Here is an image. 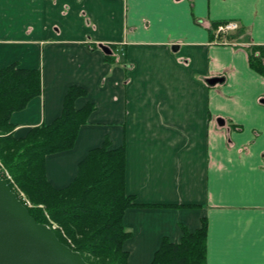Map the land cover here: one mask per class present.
I'll return each instance as SVG.
<instances>
[{"label": "crops", "instance_id": "0c3cea01", "mask_svg": "<svg viewBox=\"0 0 264 264\" xmlns=\"http://www.w3.org/2000/svg\"><path fill=\"white\" fill-rule=\"evenodd\" d=\"M227 22L240 30L216 44ZM252 55L263 60L264 0H0V69L41 71L14 135L58 119L70 87L88 93L77 110L95 105L75 147L47 157L50 184L69 187L109 141L126 149L127 195L154 206L125 213L128 264H152L164 239L179 244L204 220L207 264H264V75Z\"/></svg>", "mask_w": 264, "mask_h": 264}, {"label": "trees", "instance_id": "16d2710c", "mask_svg": "<svg viewBox=\"0 0 264 264\" xmlns=\"http://www.w3.org/2000/svg\"><path fill=\"white\" fill-rule=\"evenodd\" d=\"M101 48L111 52L107 46ZM251 57V66L264 75V56L263 60ZM41 93L40 70L23 69L18 64L0 69V158L34 207L29 208L21 199L22 203L39 224H49L48 213L74 246L55 231L60 242L81 253L87 263L128 264L130 254L125 243L132 235L124 226L125 213L131 208L154 206L138 205L136 198L126 193L125 147L114 150L106 141L79 165L78 176L69 187L55 189L47 178L46 159L75 147L95 105L77 110V100L88 93L81 87H70L58 119L33 128L25 138H17L12 115L26 109ZM207 236L206 220L194 233L184 228L179 244L164 239L152 264H207Z\"/></svg>", "mask_w": 264, "mask_h": 264}, {"label": "water", "instance_id": "95a60500", "mask_svg": "<svg viewBox=\"0 0 264 264\" xmlns=\"http://www.w3.org/2000/svg\"><path fill=\"white\" fill-rule=\"evenodd\" d=\"M218 82L208 81L210 85ZM0 264H89L81 253L60 242L51 227L31 216L1 171Z\"/></svg>", "mask_w": 264, "mask_h": 264}, {"label": "rangeland", "instance_id": "374dc122", "mask_svg": "<svg viewBox=\"0 0 264 264\" xmlns=\"http://www.w3.org/2000/svg\"><path fill=\"white\" fill-rule=\"evenodd\" d=\"M0 166L1 169L3 171V176H5L14 186V190L15 192L19 195V198L22 199L25 204H27V206L29 208H33V204L30 202V200L28 199V197L26 196V194L19 188V186L17 185V183L15 182L13 176L11 175L10 171L8 170V168L5 166V164L3 163V161L0 158ZM46 217L47 220L49 221V226L52 227L54 229V231H59L61 233V235L68 240V242L70 244H72V246H74L72 240L66 235L65 231L63 230L62 227H60L57 223H55L52 218L49 216L48 213H46Z\"/></svg>", "mask_w": 264, "mask_h": 264}, {"label": "built area", "instance_id": "2783aa9c", "mask_svg": "<svg viewBox=\"0 0 264 264\" xmlns=\"http://www.w3.org/2000/svg\"><path fill=\"white\" fill-rule=\"evenodd\" d=\"M239 30H240V25L237 22H227V23L220 24L214 30L215 43L221 44V45H228L229 35ZM0 169H1V166H0Z\"/></svg>", "mask_w": 264, "mask_h": 264}]
</instances>
